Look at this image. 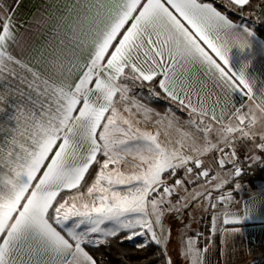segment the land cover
<instances>
[{"label":"snow or ice","instance_id":"snow-or-ice-1","mask_svg":"<svg viewBox=\"0 0 264 264\" xmlns=\"http://www.w3.org/2000/svg\"><path fill=\"white\" fill-rule=\"evenodd\" d=\"M250 2L228 0L233 10L238 8L241 12ZM66 11L67 15L60 20L71 17L67 25L71 33L68 53L73 58L61 60L57 54L51 61L65 78L57 83L42 78L39 71L28 69L32 80L22 79L29 91L21 96L34 110L20 111L14 119L18 125L23 116L29 125L31 131L25 128V133L30 147L18 146L7 139L0 145V154L23 153L19 157L20 166L9 169L18 173L17 185L14 188L0 185L3 198L0 222L7 217L10 225L0 227V264H97L85 246L107 248L113 242H132L136 252L155 248L161 264H174L165 247L170 240V226L165 225V217L173 212L180 215L191 202L201 199L212 210L210 233L204 239L214 242L218 232L242 235L240 227L229 225H241L252 218L251 214L221 213L218 209L237 203L233 191L242 189L238 181L244 170L232 145L237 139L255 138L244 127L248 126L243 115L247 104L235 106L229 117L238 121L236 126H221L218 137L225 148H219L207 138L213 131L211 126L201 127L207 111L192 104L178 74L199 65L209 74H218L223 87L258 102L264 97V89L254 90L246 79L248 62L238 72L230 73L216 59L229 65L231 48H248L254 31L243 23H234L212 4L200 0H75ZM5 13H0V73L11 64L27 67L8 51V42H14L15 36L11 15ZM47 22V17L37 21ZM241 33L248 42H241ZM77 51L86 52V58L81 61ZM7 70L15 75L13 69ZM129 82L140 87L147 83L150 97L164 98L189 109L188 123L203 132L206 146L193 148L195 155H185L180 142L168 147L160 142L159 130L156 133L142 130L138 126L141 121L126 118L118 104L124 106L125 113L142 114L144 123L156 116L159 125L171 112L168 109L162 116L130 96ZM236 83L242 87L237 89ZM175 119L174 115L168 119L169 128ZM210 119L218 121L215 112ZM260 139L262 142L256 149L264 152V137ZM217 150L220 153L217 167L222 170L231 165L227 172L213 173L211 167L203 168L199 157ZM128 157L134 161V171L126 173L123 166L129 163ZM246 160L264 165V157L260 155L253 154ZM45 161L49 162L42 176L37 177ZM94 167L97 169L94 180L86 190L92 202L78 204L76 201L83 200L85 195L79 192L82 182ZM4 170L0 167V172ZM179 170H183L181 178H177ZM35 180L38 182L33 187ZM169 180L173 183L169 184ZM201 180L204 184L200 190L189 193L185 182L194 185ZM228 183H233V190L214 199L213 193H222ZM181 187L186 195L177 203L184 201L183 208L171 199ZM66 190H76L78 195L58 200ZM178 235L183 239L182 232ZM196 236L199 239L201 234ZM208 251L207 244L201 249L197 240L187 238L181 256L189 264H206Z\"/></svg>","mask_w":264,"mask_h":264},{"label":"crops","instance_id":"crops-1","mask_svg":"<svg viewBox=\"0 0 264 264\" xmlns=\"http://www.w3.org/2000/svg\"><path fill=\"white\" fill-rule=\"evenodd\" d=\"M73 3H75V0H0V13H5V9H7L5 14H10L13 22L12 31L15 41L8 42V51L19 58L24 65H27V67L15 64L7 65L6 69L0 73V97H3V99H0V145L7 139L9 142L19 141L25 147H30V140L25 133V128H29V131H31L29 125L24 122L23 116L20 117L21 122L18 125L14 119L20 111L27 113L30 110H34L27 99L21 96L22 92L27 93L29 91L27 85L21 81L22 79H26L27 81L32 80V74L28 69L39 71L42 78H47L57 83L65 78L64 75H61L58 70L53 68L51 61L57 57V54H60L61 60L73 58L68 53L69 36L71 33L68 31L67 25L71 22V17L65 21L60 20V17L67 15L66 9ZM213 7L215 6L213 5ZM221 13L225 14L224 12ZM44 17L48 18L46 24L37 23V21ZM233 22L243 23L250 30L254 31L255 34L251 37L250 46L244 50H241L239 47L231 48L229 52V65H223L222 61H219L216 57L214 58L230 73L238 72L242 65L248 62V68L245 69L246 79L252 84L254 90L264 89V39L258 35L255 27L249 25L247 22ZM220 35L223 38V34L220 33ZM240 40L241 42H248L242 33L240 34ZM61 41H64L63 45H61ZM202 46L209 51L210 55L214 56L207 49L206 45ZM76 56L82 61L86 58V52L77 51ZM7 68L13 69L15 75H12ZM178 81L189 91L192 104L197 108L207 111L208 115L205 117L204 125L201 127L211 126L213 131L208 134L207 138L212 143L218 144L220 148L225 144L218 137L221 126L229 124L236 126L238 121L235 118L229 119L235 111V106L241 103H245L248 106L251 101L241 96L239 91L233 93L230 89L223 87L218 79V74H209L199 65L192 66L187 73H179ZM42 87L40 85L41 89ZM235 87L240 89L242 86L236 83ZM32 95L35 97L36 92L33 91ZM130 96L135 97L162 116L166 110L170 109L166 108L164 111H160L143 102L138 96L132 93H130ZM117 106L126 118L141 121L138 126L142 130L153 133L159 130L161 143L167 144L168 147L176 146L177 142L183 144V153L185 155H195L193 148L203 149L206 146L203 132L197 131L192 124L188 123L189 109L187 108L181 107L188 115V118L182 117L171 110L168 114V119H171L173 115L176 119L173 127L169 128L168 119H165L158 125L155 122L158 117L153 116L150 122L144 123L142 114L131 115L123 112V105L118 104ZM127 106L132 107L131 104ZM213 112H215L218 121L210 119ZM133 113H135L134 108ZM193 119L199 123L197 117H193ZM244 127L252 135H259V131L264 133V126H257L254 129V134L249 130L247 125ZM184 133L188 135L185 136L183 135ZM235 136L238 138L240 133H235ZM241 140L244 139H240L237 142L240 143ZM216 152L219 153L218 150L211 151L208 154L201 155L199 158L202 162H210L212 161L211 158L215 157ZM21 154L23 155V153ZM52 154L54 152L49 155ZM127 159L129 163L123 167L124 171L129 173L134 171L132 168L134 161L131 157ZM48 162L45 161L41 171L37 173V177L42 176ZM37 182L38 180L33 181V187ZM239 183L242 185V189L239 192L233 191V199L237 203L231 206L222 205L218 211L221 213L249 212L252 216L250 220L243 222L241 225H229V228L240 227L243 234L222 235L218 232L214 237V242L204 239L210 233V216L212 213L211 208L206 204L205 209L207 208V211L204 210L205 214L202 216L200 224L192 232L184 235L183 239L180 238L179 245L176 246L175 256L183 264H189V261L181 256L186 247L187 238L197 240V245L201 249H203L205 244L208 245L209 251L205 257L206 264H264V197H261V193L264 194V181L257 182L255 187H252L248 183ZM229 190H233V183H228L222 193H213V198L215 199L220 194L227 195ZM65 192L69 191L66 190ZM83 193H85L83 202L91 203L92 198L86 195V191ZM196 233L201 234L199 239ZM171 245L174 246L170 240L166 242L165 247L167 251H170Z\"/></svg>","mask_w":264,"mask_h":264},{"label":"trees","instance_id":"trees-1","mask_svg":"<svg viewBox=\"0 0 264 264\" xmlns=\"http://www.w3.org/2000/svg\"><path fill=\"white\" fill-rule=\"evenodd\" d=\"M203 3H210L214 5L218 10L224 12L231 20L235 22H247L249 25H252L247 21V16L252 14H258L262 23L255 28L258 35L264 39V0H251L250 4L243 8L242 12L237 8L233 10V5L228 3V0H200ZM130 87L132 88L131 93L135 96H138L143 102L155 107L160 111H164L166 108H170L175 111L182 117L188 118V115L184 110L177 104L172 103L169 100L164 98L156 99L152 98L148 94V85L145 84L144 87H140L137 83L132 85L129 82ZM156 91H160L159 88ZM219 153H215L217 158ZM97 169L94 167L90 170V173L86 175L85 180L82 182V186L79 189L80 193H83L87 190V187L91 185L94 180ZM183 176V170H179L177 173V178ZM173 183V180H171ZM259 181H264V165L261 163H254L253 165L246 166L244 174L239 178L238 182L248 183L252 187L256 186V183ZM77 194L76 190L63 192L58 196V200H62L70 195ZM86 250L90 252L97 260V264H161V261L157 259L159 252L155 248H149L145 252H136L134 251V245L132 242H125L119 244L113 242L110 247H100L95 248L94 246H85ZM155 252V255L153 254ZM172 258V257H171ZM175 259V258H174ZM174 264H183L179 259H175Z\"/></svg>","mask_w":264,"mask_h":264},{"label":"rangeland","instance_id":"rangeland-1","mask_svg":"<svg viewBox=\"0 0 264 264\" xmlns=\"http://www.w3.org/2000/svg\"><path fill=\"white\" fill-rule=\"evenodd\" d=\"M247 18V21L252 24L255 28L258 27L262 23L260 16L258 14H252L250 16L245 17ZM264 24V23H263ZM259 135H253L255 138L252 140H241V142H237L240 139H237L236 143L232 145L236 149V155L239 157L240 165L242 166L243 170H246V166L253 165L254 163L249 162L246 160V157L251 156L253 154L260 155L264 157V152H258L256 149V145L261 143L262 140L260 137H264V133L261 131L258 132ZM220 148H225V144L221 146ZM225 151H228L226 148ZM212 161H204L203 162V168H209L211 167L213 170V173L216 171L227 172L232 166L226 165L224 169H218L216 164V157L211 158ZM191 166V165H190ZM204 184V181L201 180L197 184L190 185L185 182V187L188 189V192H192L193 190H200V186ZM178 195L172 196V202L177 207L183 208L184 201H181L180 203H177V201H180L181 197H184L186 195L185 188L181 187L177 189ZM77 194L70 195L76 196ZM78 204L82 203L83 200L78 199L76 201ZM207 203L201 199L199 202H191L190 206L182 212V214L177 215L175 212L165 217V224L166 226H170V242H172L173 245L170 246V251H168V254L172 257V260L174 261L177 257L175 256L176 253V246L179 245L180 236L178 233H183V236L186 234H189L194 230L195 227H197L200 224L202 216L205 214V206ZM187 226V227H186ZM174 251V252H173ZM175 258V259H174Z\"/></svg>","mask_w":264,"mask_h":264},{"label":"clouds","instance_id":"clouds-1","mask_svg":"<svg viewBox=\"0 0 264 264\" xmlns=\"http://www.w3.org/2000/svg\"><path fill=\"white\" fill-rule=\"evenodd\" d=\"M243 115L248 120V128L254 134V129L257 126H264V97H261L258 102L251 101L247 106V111ZM18 146H23L19 141H14ZM21 152L11 153L6 152L0 154V167L5 170L0 172V185H6L9 188H14L19 180V175L15 171H10V168H16L20 166L19 157ZM3 199V198H0ZM8 218L4 217V220L0 222V227H9Z\"/></svg>","mask_w":264,"mask_h":264},{"label":"built area","instance_id":"built-area-1","mask_svg":"<svg viewBox=\"0 0 264 264\" xmlns=\"http://www.w3.org/2000/svg\"><path fill=\"white\" fill-rule=\"evenodd\" d=\"M172 183V181L171 180H169V184H171Z\"/></svg>","mask_w":264,"mask_h":264}]
</instances>
